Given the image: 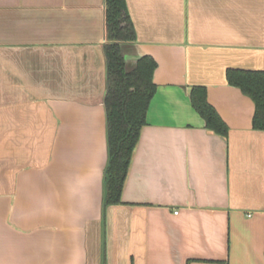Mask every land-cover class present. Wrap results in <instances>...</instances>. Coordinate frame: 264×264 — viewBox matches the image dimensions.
I'll list each match as a JSON object with an SVG mask.
<instances>
[{
  "label": "crops",
  "instance_id": "0c3cea01",
  "mask_svg": "<svg viewBox=\"0 0 264 264\" xmlns=\"http://www.w3.org/2000/svg\"><path fill=\"white\" fill-rule=\"evenodd\" d=\"M104 1L0 0V264H264V129L226 76L264 71V0H125L156 89L107 206Z\"/></svg>",
  "mask_w": 264,
  "mask_h": 264
},
{
  "label": "trees",
  "instance_id": "16d2710c",
  "mask_svg": "<svg viewBox=\"0 0 264 264\" xmlns=\"http://www.w3.org/2000/svg\"><path fill=\"white\" fill-rule=\"evenodd\" d=\"M105 53L107 91L104 105L107 120L108 159L104 168V205L120 202L134 148L145 125L146 112L155 93L153 73L156 61L142 56L127 71L120 42L135 40L126 13L125 0H105ZM227 81L239 87L255 104L253 125L264 129V71L228 70ZM193 108L212 132L226 136L228 126L206 98L205 87L193 86L189 92Z\"/></svg>",
  "mask_w": 264,
  "mask_h": 264
}]
</instances>
